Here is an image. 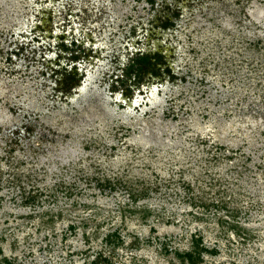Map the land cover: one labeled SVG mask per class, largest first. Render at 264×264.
Segmentation results:
<instances>
[{"label":"rangeland","instance_id":"rangeland-1","mask_svg":"<svg viewBox=\"0 0 264 264\" xmlns=\"http://www.w3.org/2000/svg\"><path fill=\"white\" fill-rule=\"evenodd\" d=\"M190 250L264 264V0H0V264Z\"/></svg>","mask_w":264,"mask_h":264},{"label":"trees","instance_id":"trees-1","mask_svg":"<svg viewBox=\"0 0 264 264\" xmlns=\"http://www.w3.org/2000/svg\"><path fill=\"white\" fill-rule=\"evenodd\" d=\"M131 73V71H129ZM110 234L107 236V240L109 241L110 240ZM107 241V242H108ZM193 253L194 251L190 250V251H187L185 253V257L190 260L192 262V264H195L194 263V258H193ZM100 262V264H107L108 261L106 259V257H102L101 255H98V256H95L91 261H90V264H98Z\"/></svg>","mask_w":264,"mask_h":264}]
</instances>
